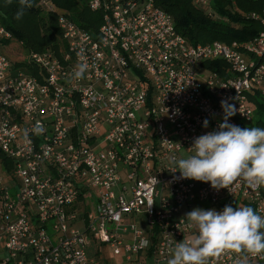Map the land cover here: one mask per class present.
<instances>
[{
	"label": "built area",
	"instance_id": "obj_1",
	"mask_svg": "<svg viewBox=\"0 0 264 264\" xmlns=\"http://www.w3.org/2000/svg\"><path fill=\"white\" fill-rule=\"evenodd\" d=\"M81 1L103 14L98 39L41 0L57 14L62 59L28 52L16 65L0 54V264H167L196 235L184 219L194 201L264 215V187L216 190L180 179L172 163L219 131L222 100L236 108L230 124L253 123L249 98L264 96V12L245 16L262 26L247 42L194 45L155 0ZM213 2L194 4L216 18ZM12 39L0 23V43ZM78 63L84 77L70 80ZM236 259L226 252L210 264ZM247 264H264V254Z\"/></svg>",
	"mask_w": 264,
	"mask_h": 264
},
{
	"label": "clouds",
	"instance_id": "obj_2",
	"mask_svg": "<svg viewBox=\"0 0 264 264\" xmlns=\"http://www.w3.org/2000/svg\"><path fill=\"white\" fill-rule=\"evenodd\" d=\"M19 5L17 20L25 8L33 6L31 0H19ZM86 70L87 65L78 63L70 80L83 79ZM221 107L224 117L219 131L196 137L189 148L194 154L179 160L172 158L179 178L210 183L216 190L229 189L238 181L253 190L264 187V128L230 124L229 117L236 114L235 106L222 100ZM207 126L205 120L204 127ZM32 131L42 134L45 129L38 125ZM184 219L196 235L178 242L167 264H210L226 252L237 254L234 264H247L249 255L264 254V215L250 206L226 205L222 211L194 208Z\"/></svg>",
	"mask_w": 264,
	"mask_h": 264
},
{
	"label": "trees",
	"instance_id": "obj_3",
	"mask_svg": "<svg viewBox=\"0 0 264 264\" xmlns=\"http://www.w3.org/2000/svg\"><path fill=\"white\" fill-rule=\"evenodd\" d=\"M41 0H31L32 7L25 8L21 19H15L19 9V0H0V23L19 41L28 52L52 51L62 59L66 50L62 31L58 24L57 14L51 12L50 22L47 23L42 15L45 9ZM58 11L65 9L70 12L71 20L79 27L98 39L102 25L103 14L92 12L81 0H51ZM195 0H155L156 5L171 15L178 33L187 38L192 44H208L215 41L232 43L247 42L255 38L262 30L259 22L247 19L245 16L252 12H264V0H214L213 9L216 18L208 16L207 12L194 4ZM76 16V17H75ZM61 39V41H60ZM8 41H4L6 43ZM59 45L63 47L61 51ZM216 63H207L212 68ZM38 76V70H30ZM260 99V100H258ZM249 103L254 110V120L247 127L264 128V96L253 94ZM245 128V127H244ZM264 191V188H263ZM244 206L254 207L250 204Z\"/></svg>",
	"mask_w": 264,
	"mask_h": 264
},
{
	"label": "rangeland",
	"instance_id": "obj_4",
	"mask_svg": "<svg viewBox=\"0 0 264 264\" xmlns=\"http://www.w3.org/2000/svg\"><path fill=\"white\" fill-rule=\"evenodd\" d=\"M60 12L64 13V14H67V13L70 14V12L65 10V9H61ZM50 13L51 12H49L48 10H43V12H42V15L45 17L47 23L50 22V18H51ZM60 41H61V39H60ZM3 42L4 41H2V43H0V54H4V55L8 56L10 58V60L13 63H15L16 65L23 62L24 57L27 54V51L24 49L22 44L19 41H17L16 39H12L6 43H3ZM59 49L62 51L63 47L61 45H59ZM258 100H260V99H258ZM87 200H88V204H87L88 208L91 209L92 212H96L97 200L93 197H89ZM193 204H194L193 209L194 208H202V209H209L210 208V205L208 203H202L199 201H194ZM190 211L191 210H186L185 214L190 212ZM51 234H52V232H51Z\"/></svg>",
	"mask_w": 264,
	"mask_h": 264
}]
</instances>
